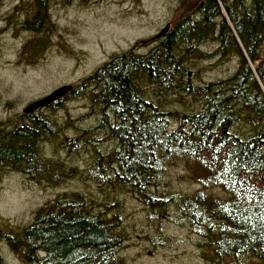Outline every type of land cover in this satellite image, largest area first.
I'll list each match as a JSON object with an SVG mask.
<instances>
[{"label": "trees", "instance_id": "1", "mask_svg": "<svg viewBox=\"0 0 264 264\" xmlns=\"http://www.w3.org/2000/svg\"><path fill=\"white\" fill-rule=\"evenodd\" d=\"M21 1L0 15V34H30L18 58L32 66L62 37L49 15L53 0ZM177 13L160 39L110 55L65 97L0 122V176L21 174L47 187L90 182L104 200L62 192L25 226L0 222V244L22 263L125 264L130 195L148 218L168 211L198 236L205 264H264V0H179ZM208 43L212 53L202 50ZM214 59L215 67L236 59V69L202 82L199 63ZM87 94L95 126L80 130L58 119L66 101ZM59 149L67 157L85 151L90 162L70 165ZM176 160L197 186L191 193L168 188L167 166Z\"/></svg>", "mask_w": 264, "mask_h": 264}, {"label": "rangeland", "instance_id": "2", "mask_svg": "<svg viewBox=\"0 0 264 264\" xmlns=\"http://www.w3.org/2000/svg\"><path fill=\"white\" fill-rule=\"evenodd\" d=\"M26 0L24 4L31 3ZM179 0H53L50 18L62 37L52 39L53 45L44 57L32 66L18 58V52L28 33L15 37L11 30L0 34V122H15L30 103L43 98L55 89L74 86L89 76L114 53L122 52L134 43L155 37L167 24L173 26L178 13ZM21 0H0V15L14 10ZM4 22L0 21V29ZM64 45L67 51L60 48ZM58 43V44H57ZM215 44L208 43L202 50L212 53ZM212 61L199 64L206 68L202 82L224 79L237 66L236 59L215 67ZM173 105H177L172 102ZM62 122L73 120L80 130L91 129L97 122V109L91 94L66 101L57 113ZM76 131H67L74 137ZM60 146L65 139H56ZM61 141V142H60ZM56 145V146H57ZM52 151L51 146L45 148ZM70 165L85 168L89 155L80 151L68 156L59 149ZM89 161V162H88ZM168 188L191 193L197 186L189 179L183 164L178 160L167 166ZM62 192H80L103 203L98 188L88 182L67 181L59 187L34 183L21 174L3 173L0 176V222L25 226L32 220L33 212ZM218 193V192H217ZM122 229L127 239L120 253L125 264H205L197 244L200 238L174 222L168 211L159 219H151L143 207L130 195L124 197ZM110 211V210H109ZM169 212L172 213L171 210ZM0 257L5 264L22 263L5 245L0 244ZM248 264H259L250 260Z\"/></svg>", "mask_w": 264, "mask_h": 264}, {"label": "water", "instance_id": "3", "mask_svg": "<svg viewBox=\"0 0 264 264\" xmlns=\"http://www.w3.org/2000/svg\"><path fill=\"white\" fill-rule=\"evenodd\" d=\"M170 29V25L167 24L156 36L155 39H160L163 37ZM73 90V87L71 85H66L59 87L52 91L50 94L44 96L41 99H38L30 104H28L22 111L23 115L31 114L39 109H43L53 102H56L60 100L61 98L65 97L67 94H69Z\"/></svg>", "mask_w": 264, "mask_h": 264}]
</instances>
